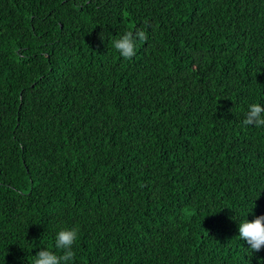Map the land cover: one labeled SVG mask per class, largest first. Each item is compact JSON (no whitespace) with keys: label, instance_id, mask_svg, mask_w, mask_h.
<instances>
[{"label":"trees","instance_id":"trees-1","mask_svg":"<svg viewBox=\"0 0 264 264\" xmlns=\"http://www.w3.org/2000/svg\"><path fill=\"white\" fill-rule=\"evenodd\" d=\"M253 102L264 0H0V264L61 228L72 264H257L231 219L264 215Z\"/></svg>","mask_w":264,"mask_h":264},{"label":"clouds","instance_id":"clouds-1","mask_svg":"<svg viewBox=\"0 0 264 264\" xmlns=\"http://www.w3.org/2000/svg\"><path fill=\"white\" fill-rule=\"evenodd\" d=\"M143 38V33L139 34ZM101 39L106 37L101 35ZM112 46L123 58H131L135 55V40L130 32L121 34L118 38L112 39ZM244 125L264 127V104L253 102L247 105L244 111ZM261 189L256 190L259 197ZM256 199L252 203L255 205ZM255 207V206H254ZM251 205L246 209V216L237 217L235 214L231 217L237 223V238L244 242L243 248L246 256L251 257L254 253L260 252L264 248V215L255 216L249 220L248 215L253 212ZM225 209V208H224ZM78 237L75 228H61L54 235V249L42 248L34 255L32 264H72L74 258L73 245ZM59 253V254H58ZM257 264H264V258H257Z\"/></svg>","mask_w":264,"mask_h":264}]
</instances>
